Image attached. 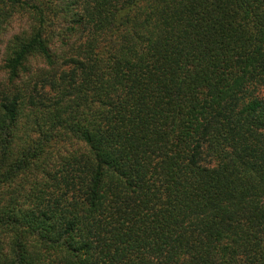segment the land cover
<instances>
[{
  "label": "trees",
  "instance_id": "16d2710c",
  "mask_svg": "<svg viewBox=\"0 0 264 264\" xmlns=\"http://www.w3.org/2000/svg\"><path fill=\"white\" fill-rule=\"evenodd\" d=\"M0 264H264V0H0Z\"/></svg>",
  "mask_w": 264,
  "mask_h": 264
}]
</instances>
